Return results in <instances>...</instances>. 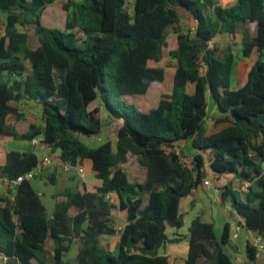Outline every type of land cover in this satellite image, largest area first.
Wrapping results in <instances>:
<instances>
[{"label": "trees", "instance_id": "1", "mask_svg": "<svg viewBox=\"0 0 264 264\" xmlns=\"http://www.w3.org/2000/svg\"><path fill=\"white\" fill-rule=\"evenodd\" d=\"M55 1L0 0V12L7 15L0 32V139L41 137L53 153L59 151L60 163L91 161L100 182L56 194L49 217L32 182L23 181L15 200L0 207V252L13 264H44L39 253L53 239L59 244L54 261L60 264L67 244L80 239L78 264H172L161 254L166 229L183 227L182 198H194L205 187L206 154L217 180L230 174L251 184L244 198L230 183L217 188L246 229L264 241V0H236L227 7L218 0H81L65 6L73 7L65 28H51L42 13ZM179 10L195 18V32L182 28ZM19 24L34 26L37 47ZM170 30L177 47L165 54ZM238 34L243 56L256 52L257 58L245 84L234 89L236 55H223L214 39ZM167 57L173 65L163 64ZM160 86V100L151 108L129 100ZM208 95L221 116L217 121L226 123L211 134ZM24 100L41 105L43 127L21 123L24 115L14 105ZM101 102L108 124L116 125L115 142L91 147L82 137L104 132ZM188 143L198 152L191 164L183 161ZM129 154L147 171L143 183L130 182L121 167ZM38 163L35 152L12 151L0 174L17 178ZM47 179L55 183L56 174ZM110 192L118 195L128 219L116 255L100 245L102 235L113 233L108 228L113 209L99 204ZM230 241V222L218 239L213 223L195 218L186 264L204 259L235 264L225 250ZM246 250L254 261L257 248L248 241Z\"/></svg>", "mask_w": 264, "mask_h": 264}, {"label": "rangeland", "instance_id": "2", "mask_svg": "<svg viewBox=\"0 0 264 264\" xmlns=\"http://www.w3.org/2000/svg\"><path fill=\"white\" fill-rule=\"evenodd\" d=\"M80 1L81 0H56L52 5L47 6L46 9L43 11L42 13L43 23L51 28H65L66 22L73 19V7L71 6L69 10H66L65 6L71 5V3L75 4ZM217 3L222 6H226V5H229V0H218ZM208 14L210 16H213V10L212 9L209 10ZM179 15H180V25L182 26V28L187 31L189 30L190 32H195V29L197 26V22L195 18L189 15L184 10H179ZM6 24H7V15L0 12V32L1 33H4L6 29ZM17 28L22 32H26L29 35L31 47L35 48L39 45L38 38L35 35V29L33 25L27 26V25L19 24ZM222 39H223L222 36H218L217 38H215L214 41L215 43L220 45L221 53L223 55L227 54L230 51L236 55V69L232 77V85H234V88L241 87L246 82L248 71L257 57L256 52H254V54H252L250 57L243 56L242 54V47H243L242 39L243 38L241 34L236 35V36L229 35L226 40H222ZM176 47H177V35L175 31L170 30L169 35H168L167 47L165 48V54H167L171 49H174ZM239 60L241 63H240V66L237 68V63L239 62ZM163 64L173 65L174 61H172L170 57H167L165 59V62H163ZM242 68L244 69V73L239 71V69L241 70ZM201 72H203V69L201 70ZM160 89H162V86L158 87L156 90H152L150 93H148V95L138 96V97H133V98L130 97L129 100H131L132 102L136 104L142 105L144 107L151 108L155 106L160 100V97H161ZM193 89H194V85H189V88H188L189 92H192ZM24 101H26V104L23 103ZM24 101L18 104L19 107L23 105L25 106L23 109L24 111L22 110L24 113V121L28 114V116H30L31 118L34 117L33 120L41 123V121L43 120L41 119V115L39 112L41 111V107L39 105H36L35 103H31L32 105L29 104L30 100H24ZM208 103H209V119L206 122V129L210 131L208 133H212L214 131L224 128L226 126V123H219L217 121L220 117L216 118V115H217L216 108L212 102V98L210 95H208ZM15 105L17 106V104ZM101 105H102L101 118L104 124L103 126L104 132L102 133V135L98 137H91V138L82 137V141L91 147H96L104 143L107 140L115 142L116 125L113 126V125L108 124L107 110L104 108V105L102 102H101ZM40 145H43V143H41ZM36 147H37L36 153H38L41 157L47 154L53 153L50 147H48L49 153H46L44 155L43 151H41L37 145ZM191 150L194 152V150L191 147V144L188 143L185 149L184 155H183V161L188 164L192 163L194 156H195V154L191 152ZM55 154L59 157V151L55 152ZM208 159H209V155L207 154L206 165L208 169V176L209 178H211V170L209 167ZM57 161L59 160L57 159ZM81 163L84 165L85 161ZM121 167L127 173H132V169L134 167L140 168L142 170V174H138V175L135 174L136 176H138L136 180L140 181V180H143V178H144V181L146 180L147 171L144 167L139 165L136 156L129 154L127 163L121 165ZM263 167H264V164H263ZM53 173L56 174V178L58 176L57 183L56 182L52 183L49 181L47 182L43 177L42 178L40 177L41 174L39 173H37L36 177L33 179V184H34L36 191L43 193L42 199L45 204V207L48 210V215H52V213L55 210V199H53L52 197L53 194L64 190L67 184L69 185L72 184V186L77 184L78 182H79L78 185L84 184V183H81L82 178L79 177L75 169H72L69 172H65L63 168L61 167V165H59V163L45 168V170L43 171V176L48 177L49 175H52ZM66 174L69 176L70 175L73 176L72 180L68 181L69 183L65 181L67 179ZM133 176L131 174V178ZM211 182H213L214 184V180H211ZM224 182L230 183L234 188L241 191L242 195H243V192H246L248 189V188L243 189L242 182H240L234 175L229 174L228 176H224L223 179L219 182V185L222 186ZM219 196H221V194H219ZM243 198H244V195H243ZM103 199L107 201V199L105 198V195L100 196V200L103 201ZM194 199H195L194 207L192 208L190 207L189 210H187L186 212L182 214V218L184 221L183 227L180 229H177V228L168 226V230H167L168 237L173 236L172 235L173 230H176V231L180 230L181 235L183 236L187 235L189 233V227L191 225V222L197 217H201L202 220L205 218L210 219L213 217L216 221V224L218 225L219 224L221 225L219 221H221L224 218L225 220L229 221L232 225H234L233 218L230 215L226 214V211L222 210L220 206H217L218 203L220 202V199L217 193L214 190H211V188H206V187L199 188L194 193ZM109 204L118 208V204H119L118 198H116L115 200L111 198ZM221 227L223 228V226ZM219 231L220 230L218 228V233ZM235 234H237L235 235V237L238 236L237 241L242 246L243 255H245V253H247L246 248H245L246 241L247 239L253 240L254 234L248 233L246 229H239L237 233L235 232ZM78 248H79V245H76L75 248L71 251L70 259H66V258L64 259L63 257L62 264H77L78 259H77V254L75 253V251H77ZM52 255L53 253L49 254V252L47 251L46 253L45 252L43 253V251L40 253V257L42 258L41 260H43L44 264H56L54 261V257Z\"/></svg>", "mask_w": 264, "mask_h": 264}, {"label": "crops", "instance_id": "3", "mask_svg": "<svg viewBox=\"0 0 264 264\" xmlns=\"http://www.w3.org/2000/svg\"><path fill=\"white\" fill-rule=\"evenodd\" d=\"M235 2H236V0H229V5H226V6H223V7L232 6L233 4H235ZM251 29H252V35L255 36L256 27L252 26ZM222 37H223L222 40H226L227 39L226 36H222ZM240 63L241 62L239 60V62L237 63V68L240 66ZM235 69H236V66H235ZM239 71L244 73V69L243 68L241 70L239 69ZM234 73H235V70H234ZM232 88H234V85H232ZM237 88H239V87H237ZM237 88H234V89H237ZM23 103L26 104V101H24ZM31 103H35L36 105H39L37 102H34V101H30L29 104H31ZM14 106H16V105H14ZM39 106L41 107V105H39ZM16 107H18L22 111L25 106L23 105V106L19 107V105H17ZM23 111H22V113H23ZM39 112H40V115H41V119H43V117H42V107H41V111H39ZM216 114H217L216 118L221 117L218 113H216ZM23 115H24V113H23ZM33 119H34V117L31 118L27 114L25 121H24V118H23L21 123H23L24 125L36 124V125H38L40 127H43V125H44V121L43 120L41 121V123H39V122H37V121H35ZM208 119H209V117L207 118V120ZM207 120H206V122H207ZM207 132H210V131L207 130ZM214 132H216V131H214ZM209 134H211V133H209ZM48 147L49 146H46L44 144L38 146V148L41 151H43L44 155L46 153H49L48 152V150H49ZM36 148L37 147L32 143V141L17 140V139H14L13 137H10V136L1 138L0 139V169H2L5 166L6 161H7V155L10 152H12V151H21V152H35L36 153ZM191 152H193V151L191 150ZM193 153L196 155L198 152L194 150ZM36 154L38 155V157L40 159L41 156L38 153H36ZM205 157H207V154L205 155ZM84 167H85V170H86V175H85L84 179H82L83 181L81 180V183H84L85 185H89V184H96V183L100 182V180L98 179L97 173H95L93 171L91 161L86 160L85 163H84ZM137 167H134L132 169V173H127L126 171L125 172L127 173L130 182H132V183H143L144 182V178H143V180H140V181L136 180L138 176H136L135 174H137V175L138 174H142V170L140 168H137ZM130 172H131V170H130ZM131 174H132V176L133 175H135V176H133L131 178ZM225 176H228V175H225ZM35 177H36V174L34 175V178ZM40 177L41 178L43 177L47 182L49 181L47 179V177H44L43 175H41ZM66 177H67V179L65 180L66 182L72 180V178H73L72 175L69 176L67 174H66ZM223 177H222V179H223ZM206 180L210 181V182H211V180H214V184H213L214 187L211 186L210 188H211V190H214L216 192L215 188H217V186L219 185V182L221 180H217L212 172H211V178H209L208 169H207L206 175H205V181ZM57 181H58V176H57L55 182L57 183ZM32 184H33V181H32ZM78 184H79V182L77 184L73 185V186H72V184H70V185L67 184L65 189L66 188H70V189L76 191V190L79 189L78 188V186H79ZM242 184H243V189L248 188V185L249 186L251 185L250 183H242ZM33 186H34V184H33ZM59 192H61V191H59ZM59 192H56L55 194L52 195L53 199H55L54 198L55 195L58 194ZM37 193L39 194V196H40V198H41V200L43 202V199H42L43 193H40V192H37ZM217 195H218V197L220 199V202L218 203L217 206H220V208L222 210H225L226 214L230 215L233 218V220H234V225H232L230 223L231 224V241H230V245L226 246L225 250L231 255V257H232V259H233L235 264H264V241H263V249L262 250L257 249V256H256V259L254 261H251L248 258V255L246 256L247 253H245V255H243L242 246L238 243V241H237L238 236L235 237V235H237V234H235V232L237 233L239 229H246V227H245V219L242 216L238 215L232 209L230 201H223L222 197L219 196L218 193H217ZM105 198L107 199V201L105 199H103V201H101L99 199V204L100 205L109 204L110 199L112 198L113 200H115L116 198H118V195L116 193H114V192H110V193L105 195ZM193 199L194 198L192 196L182 198L181 203H180V213H181V215L184 212H186L187 210H189L190 207L191 208L194 207L195 204L193 205ZM6 200H8V198L1 193L0 194V207L4 206ZM145 201L147 202L148 199L146 198ZM118 203H119V198H118ZM110 206L113 209V214L110 217V221L108 222V228L111 229L113 231V233L102 235L100 237V245L105 250L110 251L111 253L116 255L119 252V250H120V236H121L122 232L124 231V228H125L126 224L128 223V219H127L126 211L119 210V204H118V208H116V207H114L112 205H110ZM47 214H48V210H47ZM48 216L52 217L53 213H52V215H48ZM203 221L206 222V223H213L214 224L215 233H216L218 239H221V237H222V233H223V230H224L225 223L229 222V221H227V220H225L223 218L221 221H219V223H221V225L220 224L218 225V224H216V221H215V219L213 217L210 218V219H206L205 218V219H203ZM221 226H223V228ZM218 228L220 230L219 233H218ZM167 230H168V227L166 229V235H167ZM247 232L248 233H252V232H250L248 230H247ZM172 235H173L172 237H168L167 236L168 239H167V241L165 243L164 248L161 251V254L169 257V259L172 262V264H186V260H187L188 253H189V233L187 235L183 236V235H181L180 230L179 231L178 230L177 231L173 230L172 231ZM255 239H257V237L255 235H254V239L253 240L247 239L246 244H245V248H246V245H247L248 241L254 245ZM80 243H81L80 239H73V242L71 244H67L68 245V253L64 257V259L65 258L66 259H70L71 251L75 248L76 245H79V248L77 249V251H75V253L78 256V253H79L80 249L82 248V244H80ZM58 246H59V244H58V242L56 240L48 239L46 241L42 251H43V253L44 252L46 253V251L49 252V254L53 253L52 256L54 257V250ZM246 252H247V250H246ZM40 253H39V257H40ZM40 259H42V258L40 257ZM62 262H63V259L61 260L60 264H62ZM9 263L13 264L14 261L12 260L10 262V260H9L7 264H9ZM35 263L38 264L36 261H35ZM200 264H213V263L204 259V260H202L200 262Z\"/></svg>", "mask_w": 264, "mask_h": 264}, {"label": "built area", "instance_id": "4", "mask_svg": "<svg viewBox=\"0 0 264 264\" xmlns=\"http://www.w3.org/2000/svg\"><path fill=\"white\" fill-rule=\"evenodd\" d=\"M32 143L35 146L36 145L39 146L41 143H43L42 138L37 137V138L32 140ZM57 163H59V165H61V167L63 168V170L65 172H69L72 169H75L77 174L79 175V177L84 179V177L86 175V170H85V167L82 163H78L77 165H72L70 163H60L59 161H57V155L55 153H51V154H47V155L41 157L39 159L38 165L32 171L25 173L23 175H20L17 178H8V177H4L0 174V194L2 193L8 199H10L11 201H14L18 187L23 181H31L32 182L35 174L39 173V174L43 175V171L45 170V168H47L48 166L57 164ZM204 185L206 188H210L211 186L214 187L213 183L210 181H207V180L205 181ZM215 190L218 194L222 193L220 188H215ZM254 246L257 249L262 250L263 249L262 238L257 237V239H255ZM9 260H10V258L7 255L0 252V264H7Z\"/></svg>", "mask_w": 264, "mask_h": 264}, {"label": "water", "instance_id": "5", "mask_svg": "<svg viewBox=\"0 0 264 264\" xmlns=\"http://www.w3.org/2000/svg\"><path fill=\"white\" fill-rule=\"evenodd\" d=\"M129 192H125V195H127ZM132 195H134V193H131Z\"/></svg>", "mask_w": 264, "mask_h": 264}]
</instances>
